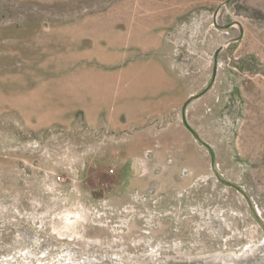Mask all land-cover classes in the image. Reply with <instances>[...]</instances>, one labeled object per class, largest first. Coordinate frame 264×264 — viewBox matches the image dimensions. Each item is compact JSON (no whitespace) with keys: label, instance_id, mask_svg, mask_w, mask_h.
I'll use <instances>...</instances> for the list:
<instances>
[{"label":"rangeland","instance_id":"obj_1","mask_svg":"<svg viewBox=\"0 0 264 264\" xmlns=\"http://www.w3.org/2000/svg\"><path fill=\"white\" fill-rule=\"evenodd\" d=\"M0 264H264V0H0Z\"/></svg>","mask_w":264,"mask_h":264},{"label":"bare ground","instance_id":"obj_2","mask_svg":"<svg viewBox=\"0 0 264 264\" xmlns=\"http://www.w3.org/2000/svg\"><path fill=\"white\" fill-rule=\"evenodd\" d=\"M137 162V165H140L141 166V163L139 160H136ZM136 171H137V174H138V171H139V167L137 166L136 167ZM149 187V185H148ZM147 191V190H146ZM72 215V214H71ZM71 215H66L67 217H65V221H66V227L69 228L70 226H73L74 224H76L79 220H82L84 217L82 214L80 213H76L75 216H74V221H72V218H71ZM86 219V218H85ZM84 220V219H83ZM82 220V221H83ZM85 221V220H84ZM228 232V231H227ZM225 235V234H224Z\"/></svg>","mask_w":264,"mask_h":264}]
</instances>
